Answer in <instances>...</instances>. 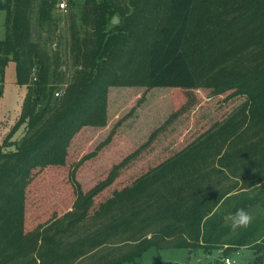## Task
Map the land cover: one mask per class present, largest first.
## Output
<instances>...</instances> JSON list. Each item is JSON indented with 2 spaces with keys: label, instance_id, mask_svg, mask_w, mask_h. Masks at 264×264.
<instances>
[{
  "label": "trees",
  "instance_id": "16d2710c",
  "mask_svg": "<svg viewBox=\"0 0 264 264\" xmlns=\"http://www.w3.org/2000/svg\"><path fill=\"white\" fill-rule=\"evenodd\" d=\"M35 3L0 0L2 67L15 63L17 84L27 89L0 144V264H124L151 248L224 250L229 257L249 239L264 250V222L237 233L227 224L237 209L264 204V0H85L71 27L73 75L60 98L61 54L51 56L33 40ZM56 4L40 0L39 20H50ZM112 88L204 89L245 101L96 208L159 131L85 192L75 172L111 144V133L71 173L72 210L29 236L35 172L65 167L84 129L108 126ZM22 127V140L12 141Z\"/></svg>",
  "mask_w": 264,
  "mask_h": 264
},
{
  "label": "rangeland",
  "instance_id": "374dc122",
  "mask_svg": "<svg viewBox=\"0 0 264 264\" xmlns=\"http://www.w3.org/2000/svg\"><path fill=\"white\" fill-rule=\"evenodd\" d=\"M84 1L57 0L51 12L52 18L47 22H42L38 17L40 0L35 3L33 40L49 55L53 56L55 51L61 54V71L65 80V84L59 85L61 92L73 75L71 27L74 22L79 23ZM6 34V13L2 11L0 41L5 39ZM16 69L15 63L3 68L0 56V144L18 121L26 98L27 89L17 84ZM229 95L214 96L211 91L204 89L189 92L171 88H112L108 126L103 129H84L73 140L65 167H50L35 172L27 193L26 233L30 236L39 226L61 218L72 210L76 195L71 173L83 157L94 152L111 133L114 135L111 144L104 147L97 157L85 161L75 172L76 180L85 192L104 180L114 165L147 144L150 136L159 131L155 140L121 172L115 184L97 197L96 208L111 197L114 190L130 185L142 174L192 143L213 125L235 113L245 99H231ZM178 112L179 115L175 117ZM24 135L25 129L22 127L12 141H21ZM247 211L253 217L251 223L264 222V204ZM227 224L231 225L230 219ZM244 229H236L234 233ZM255 246L256 243L249 239L246 245L237 247L231 255L236 256L238 264H264V250H257ZM224 256V250L209 254L201 249L191 252L187 249L158 251L151 248L135 261L124 264H223Z\"/></svg>",
  "mask_w": 264,
  "mask_h": 264
},
{
  "label": "clouds",
  "instance_id": "9594fccd",
  "mask_svg": "<svg viewBox=\"0 0 264 264\" xmlns=\"http://www.w3.org/2000/svg\"><path fill=\"white\" fill-rule=\"evenodd\" d=\"M228 219L231 220V227L233 230L239 228H246L252 222V215L243 208L237 209L234 213L230 214Z\"/></svg>",
  "mask_w": 264,
  "mask_h": 264
},
{
  "label": "built area",
  "instance_id": "2783aa9c",
  "mask_svg": "<svg viewBox=\"0 0 264 264\" xmlns=\"http://www.w3.org/2000/svg\"><path fill=\"white\" fill-rule=\"evenodd\" d=\"M55 96L57 97V98H60L61 96H62V92H57L56 94H55ZM223 263L224 264H238V262H237V260L236 259H234V257H231V256H229V257H223Z\"/></svg>",
  "mask_w": 264,
  "mask_h": 264
},
{
  "label": "water",
  "instance_id": "95a60500",
  "mask_svg": "<svg viewBox=\"0 0 264 264\" xmlns=\"http://www.w3.org/2000/svg\"><path fill=\"white\" fill-rule=\"evenodd\" d=\"M119 23H120V18L116 16V17L113 19V24L117 25V24H119Z\"/></svg>",
  "mask_w": 264,
  "mask_h": 264
},
{
  "label": "crops",
  "instance_id": "0c3cea01",
  "mask_svg": "<svg viewBox=\"0 0 264 264\" xmlns=\"http://www.w3.org/2000/svg\"><path fill=\"white\" fill-rule=\"evenodd\" d=\"M231 257H234V259H236V260H237L236 256H231Z\"/></svg>",
  "mask_w": 264,
  "mask_h": 264
}]
</instances>
